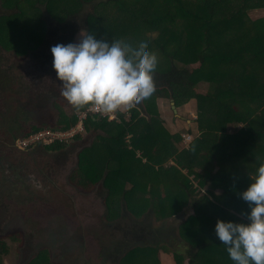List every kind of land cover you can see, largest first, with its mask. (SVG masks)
<instances>
[{
    "label": "trees",
    "instance_id": "trees-1",
    "mask_svg": "<svg viewBox=\"0 0 264 264\" xmlns=\"http://www.w3.org/2000/svg\"><path fill=\"white\" fill-rule=\"evenodd\" d=\"M40 6L51 22L42 18ZM0 9V51L17 57L39 49L51 30L55 41L67 44L81 29L109 42L147 36L148 47L157 53L155 91L139 102L142 110L115 109V120L88 113L84 131L69 141L25 149L56 152L86 139L68 179L84 191L102 190L110 225L124 210L136 218L152 214L166 224L185 215L170 245L129 248L128 241L113 240L101 256L119 264H160L163 254H172L175 264H234L214 226L218 218L247 222L243 213L249 208L240 193L250 183L249 174L264 163V16L250 17L264 9V0H0ZM55 75H50L52 87L35 86L37 96L31 99L49 113L51 101L54 112L20 136L45 127L67 130L90 106L75 110L53 97L58 94L52 88H61ZM0 78L5 82L1 68ZM158 99L176 106L196 102L202 132L189 147L180 149L182 134L165 126ZM8 251L0 238V264ZM40 254L27 264H52L48 253Z\"/></svg>",
    "mask_w": 264,
    "mask_h": 264
},
{
    "label": "rangeland",
    "instance_id": "rangeland-1",
    "mask_svg": "<svg viewBox=\"0 0 264 264\" xmlns=\"http://www.w3.org/2000/svg\"><path fill=\"white\" fill-rule=\"evenodd\" d=\"M40 9L42 18L51 22L45 7L40 6ZM89 9L86 7L87 11ZM263 16L264 9L250 13L254 20ZM52 32L49 31L39 49L27 55L17 57L12 52L0 51V68L5 76V82L0 78V238H4L9 247L7 254L2 256L3 261L5 264H27L44 251L52 264H119L110 256H101L110 241H128L129 248L138 244L155 246L167 242L170 245L171 238L178 237L177 225L185 215L174 220L170 218L171 222L166 224L156 221L152 214L136 218L124 210L123 216L110 225L105 218L102 190L84 191L70 183L68 175L75 167L76 152L86 139L56 152H46L42 148L14 150L12 143L27 126L44 122V117L54 112L51 101L46 106L51 113L34 106L31 101L38 89L35 86L49 90L48 85L53 80L47 73L49 70L55 73L50 47L58 42L51 37ZM79 33L74 43L81 39ZM52 89L58 94L53 97L65 99L59 86ZM202 90L205 93L207 86ZM122 106L124 104L116 109H124ZM136 107L142 110L138 104ZM177 114L184 118H181V131L186 132L187 127L197 131V122L193 125L186 121V118L198 120L196 102L185 104L183 112L179 108ZM133 233L144 235V239H134ZM14 234L20 236V241L9 238ZM159 262L175 264L172 254H163Z\"/></svg>",
    "mask_w": 264,
    "mask_h": 264
},
{
    "label": "clouds",
    "instance_id": "clouds-1",
    "mask_svg": "<svg viewBox=\"0 0 264 264\" xmlns=\"http://www.w3.org/2000/svg\"><path fill=\"white\" fill-rule=\"evenodd\" d=\"M79 42L50 47L52 68L61 95L80 110L93 105L102 111L121 104L135 106L155 91L153 73L158 64L147 36L98 39L84 29ZM250 183L240 193L248 204L247 222L217 219L214 230L234 264H264V163L249 174Z\"/></svg>",
    "mask_w": 264,
    "mask_h": 264
},
{
    "label": "built area",
    "instance_id": "built-area-1",
    "mask_svg": "<svg viewBox=\"0 0 264 264\" xmlns=\"http://www.w3.org/2000/svg\"><path fill=\"white\" fill-rule=\"evenodd\" d=\"M115 109L102 111L99 107L90 105L85 110L78 112L77 123L74 126L68 128L67 130H52L50 128L45 127L36 131H32L26 135L19 136L16 140V144L18 147L26 149L35 145L50 144L54 141H69L77 133H82L84 131L83 120L86 118L88 113L106 116L108 117V119L112 120L116 118ZM197 136L198 135H193L191 133H182L183 148L189 147L190 143Z\"/></svg>",
    "mask_w": 264,
    "mask_h": 264
},
{
    "label": "crops",
    "instance_id": "crops-1",
    "mask_svg": "<svg viewBox=\"0 0 264 264\" xmlns=\"http://www.w3.org/2000/svg\"><path fill=\"white\" fill-rule=\"evenodd\" d=\"M157 105H158V108H159V111H160V115L164 119L165 126L172 133H178V132L181 133V134L182 133H191L193 135H200L201 134L202 130L200 129V127L197 128L198 123H197V126H196V128H197L196 130L197 131H194L192 127H187L188 130L186 132L181 131L182 130V129H180L181 126H182L181 118L182 119H184V118H183L182 115L177 114V110L180 108V110L183 112V107L185 105L184 106L183 105L182 106H176L175 103L172 100H169V99H158L157 100ZM122 107H126V104H124V106H122ZM129 115H130V113L127 112L126 119L129 118ZM171 115H173L174 117L171 118ZM115 119H112V120H115ZM186 121L188 122V124L191 123V124L194 125L197 122V119L186 118ZM131 135H132L131 133H128L126 135V138H125L126 141L130 139ZM137 153H139V152H137ZM144 160H145V157L142 158V161H144ZM169 163H174V161L172 162V160H171V161H169Z\"/></svg>",
    "mask_w": 264,
    "mask_h": 264
},
{
    "label": "flooded vegetation",
    "instance_id": "flooded-vegetation-1",
    "mask_svg": "<svg viewBox=\"0 0 264 264\" xmlns=\"http://www.w3.org/2000/svg\"><path fill=\"white\" fill-rule=\"evenodd\" d=\"M47 73H48L49 75H52L54 72H52V71L49 70ZM19 136H20V135H19ZM19 136H18V137H19ZM18 137H16V138H15V141L13 142V147L15 148L14 150H16V151L22 149V148L18 147L17 144H16V140L18 139ZM23 150H25V149H23ZM1 163H2V162H1V160H0V164H1Z\"/></svg>",
    "mask_w": 264,
    "mask_h": 264
}]
</instances>
